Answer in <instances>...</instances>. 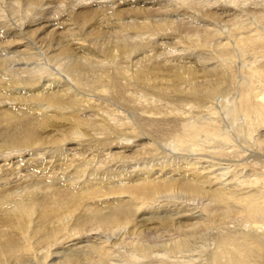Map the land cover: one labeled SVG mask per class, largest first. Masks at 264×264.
<instances>
[{
	"label": "bare ground",
	"instance_id": "obj_1",
	"mask_svg": "<svg viewBox=\"0 0 264 264\" xmlns=\"http://www.w3.org/2000/svg\"><path fill=\"white\" fill-rule=\"evenodd\" d=\"M83 1L0 0V264H264V0Z\"/></svg>",
	"mask_w": 264,
	"mask_h": 264
},
{
	"label": "rangeland",
	"instance_id": "obj_2",
	"mask_svg": "<svg viewBox=\"0 0 264 264\" xmlns=\"http://www.w3.org/2000/svg\"><path fill=\"white\" fill-rule=\"evenodd\" d=\"M89 1V2H88ZM91 0H87V4H90L91 2H90ZM99 1V0H98ZM82 2H84L83 0H52V3H51V7H52V9L53 10H50L49 12H48V15H47V17L49 18V19H54V20H57L56 22H60V20H58L59 18H58V14L59 15H61V11H60V8H63V9H65L66 11H69L70 10V6H72V5H77V7H79V9H84L86 6H80L79 4L80 3H82ZM222 3L224 2V1H221ZM3 8H4V10H6V17L7 18H9V21H11V22H9V23H12L13 22V20H15L14 19V17L12 18V16H9L10 14H12L10 11H8L7 10V7H5V6H2ZM2 8V9H3ZM58 8H59V11H58ZM9 12V13H8ZM174 13V12H173ZM178 12H176L175 14H173V16H162V17H167V19L168 20H172V19H174V18H176V19H174V20H179L178 18H179V13L177 14ZM9 14V15H8ZM72 18H74V17H68L67 18V20L68 21H66L64 24H68V25H70L69 26V28H72L73 29V31H72V39H78V40H80L82 43H83V39H84V36L81 34V32L77 29V26L75 25V24H73V23H75L74 21H73V19ZM13 19V20H12ZM228 20V18L227 17H223V19L221 20V24L222 25H225V24H229V22L227 21ZM205 19L203 18V16L201 15V13L199 12V11H193V12H191L190 13V15H187L186 17H185V22L186 23H188V24H193V25H203L204 26V23H205ZM225 21V22H224ZM223 27H221V29H222ZM223 31H225V28H223L222 29ZM182 37L183 36H185V34L183 33L182 35H181ZM33 38H35L36 37V35H34V36H32ZM170 41V40H169ZM169 41H166V43H169ZM170 42H172V40L170 41ZM162 43V42H161ZM183 44H185V43H183ZM187 45V44H186ZM168 47L170 46V45H167ZM186 47V46H185ZM175 49H177V50H179V49H182V47H181V44L178 46H176L175 45ZM219 102V98L217 97L215 100H214V103H215V106H214V108L215 109H218V107H219V104H217ZM203 112V111H202ZM200 113V114H202L203 116L206 114V112H203V113ZM191 121V120H190ZM238 142V143H237ZM237 144H240V146L241 145H243L244 146V144L242 143L241 144V142H240V140H237ZM235 143V144H236ZM234 144V143H233ZM250 148H246L245 150H249ZM96 158V157H95ZM47 159H49V158H47ZM144 161V160H143ZM152 160H150L149 161V164L150 163H153L154 161H152ZM135 162H137V161H135ZM235 163H237V161H233V160H231V161H229V164H227V166H229V165H234ZM136 164H141L140 162L139 163H136ZM239 170H241L240 168H239ZM62 171V170H61ZM60 171V172H61ZM59 172V171H58ZM178 198H180V197H178ZM178 198H175V200H177ZM182 200H184V198H181ZM160 200H162V199H159L158 201H160ZM166 200V199H165ZM183 202V201H181V200H179L178 199V202ZM163 202H165V201H163ZM141 228H144V227H141ZM142 230V229H141ZM144 234H146V232H147V230H145V228L143 229V231H142ZM142 233V234H143ZM143 234V235H144ZM157 234V235H156ZM156 234H154L155 236H156V238H154V237H152L154 240H156V241H160V238L161 237H159V235H161V234H159L158 235V233H156ZM157 236L159 237L158 238V240H157ZM149 237H151V236H149ZM162 239H164V238H162ZM161 239V240H162ZM110 241V240H109ZM112 243L113 242H117L116 240H112L111 241ZM119 246H121V244L119 245ZM118 246V247H119ZM115 248H113V253L115 252V254H113L114 255V261H115V264L117 263H119L120 262V264H127V262L125 261L126 259H124V258H126V257H124V256H122L121 258L120 257H118L117 258V255L119 256V254L120 255H122V254H126V253H124V252H127V251H124L125 250V248H122V247H116V246H114ZM120 248H122V249H120ZM120 249V250H119ZM116 250H118V251H116ZM122 250V251H121ZM116 252H117V254H116ZM118 252H119V254H118ZM123 252V253H122ZM124 257V258H123ZM123 258V259H122ZM121 260V261H120Z\"/></svg>",
	"mask_w": 264,
	"mask_h": 264
}]
</instances>
